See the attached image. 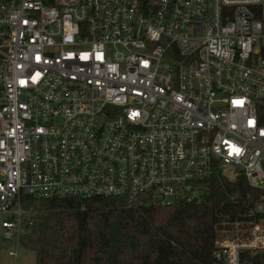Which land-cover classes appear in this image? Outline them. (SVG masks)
I'll use <instances>...</instances> for the list:
<instances>
[{"label":"built area","instance_id":"built-area-1","mask_svg":"<svg viewBox=\"0 0 264 264\" xmlns=\"http://www.w3.org/2000/svg\"><path fill=\"white\" fill-rule=\"evenodd\" d=\"M229 168L259 218L210 264L264 252V0H0L6 240L25 196L186 206Z\"/></svg>","mask_w":264,"mask_h":264},{"label":"trees","instance_id":"trees-1","mask_svg":"<svg viewBox=\"0 0 264 264\" xmlns=\"http://www.w3.org/2000/svg\"><path fill=\"white\" fill-rule=\"evenodd\" d=\"M259 197L243 177L221 176L204 184L199 202L177 207L25 196L33 225L20 246L35 254L34 264H210L222 233L244 236L258 220L251 210ZM242 262L264 264V252H246Z\"/></svg>","mask_w":264,"mask_h":264},{"label":"rangeland","instance_id":"rangeland-1","mask_svg":"<svg viewBox=\"0 0 264 264\" xmlns=\"http://www.w3.org/2000/svg\"><path fill=\"white\" fill-rule=\"evenodd\" d=\"M234 171L229 168L223 172V175L230 179ZM7 215L0 214V264H34L36 262V256L33 252L23 249L20 245H16L11 241H8L4 238V230L1 227L2 221L6 220ZM241 231V230H240ZM224 236L220 237L218 240L221 242L235 240L240 236H231L225 233H222ZM236 234V231H235ZM9 251L17 253V257H10Z\"/></svg>","mask_w":264,"mask_h":264}]
</instances>
